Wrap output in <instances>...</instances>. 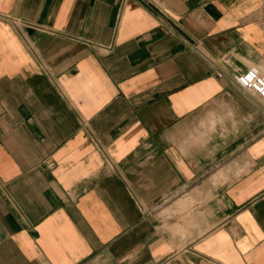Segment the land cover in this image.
Wrapping results in <instances>:
<instances>
[{
	"label": "crops",
	"instance_id": "0c3cea01",
	"mask_svg": "<svg viewBox=\"0 0 264 264\" xmlns=\"http://www.w3.org/2000/svg\"><path fill=\"white\" fill-rule=\"evenodd\" d=\"M251 66L264 0H0V264H264Z\"/></svg>",
	"mask_w": 264,
	"mask_h": 264
},
{
	"label": "built area",
	"instance_id": "2783aa9c",
	"mask_svg": "<svg viewBox=\"0 0 264 264\" xmlns=\"http://www.w3.org/2000/svg\"><path fill=\"white\" fill-rule=\"evenodd\" d=\"M217 75L222 76V73ZM232 80L243 92L254 96L264 105V76L255 67L251 66L245 71L235 74Z\"/></svg>",
	"mask_w": 264,
	"mask_h": 264
}]
</instances>
